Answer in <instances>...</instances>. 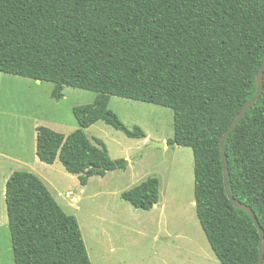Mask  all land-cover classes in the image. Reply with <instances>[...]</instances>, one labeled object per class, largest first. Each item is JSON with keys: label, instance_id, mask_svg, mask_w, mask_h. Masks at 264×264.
Returning <instances> with one entry per match:
<instances>
[{"label": "trees", "instance_id": "16d2710c", "mask_svg": "<svg viewBox=\"0 0 264 264\" xmlns=\"http://www.w3.org/2000/svg\"><path fill=\"white\" fill-rule=\"evenodd\" d=\"M263 63L264 0H0V73L50 83L56 101L66 87L96 94L72 109L78 127L67 136L36 127L38 160H58L85 187L128 166L86 129L103 122L129 139L147 137L109 109L111 97L170 109L166 145L193 153L195 214L220 264H258L259 232L224 189L220 138L257 92ZM224 152L231 196L264 231V75ZM123 198L149 210L157 182ZM5 202L14 264H91L77 219L35 175L14 172Z\"/></svg>", "mask_w": 264, "mask_h": 264}, {"label": "rangeland", "instance_id": "374dc122", "mask_svg": "<svg viewBox=\"0 0 264 264\" xmlns=\"http://www.w3.org/2000/svg\"><path fill=\"white\" fill-rule=\"evenodd\" d=\"M3 78L7 80L6 76ZM13 78L11 81L16 80L21 85L12 82L11 86L0 84L3 91L0 114H9L0 118V131L1 123L5 125V137H0V144L4 143L2 139H6V143L11 145L17 139L15 131H20L19 140L26 147V157L25 163L15 168L16 172L32 173L39 178L61 209L77 219L91 264H191V249H194L191 247V234L196 233L197 227L203 235L192 204V151L185 149L191 152V171L188 172L186 167L190 162L181 153L179 156L177 151L174 153V147H169L168 151L151 148V142L146 145L137 143L122 132L98 122L85 130L87 139L92 144H95L94 139H100L112 160L127 157L130 167L126 171L108 173L103 181L93 177L86 187H81L77 177L66 173L58 160L52 165L38 161L32 149V135L35 126L48 127L65 136L72 133L78 127L72 109L92 104L96 94L66 87L63 99L56 101L51 98L52 84L37 85L30 80L29 88L25 89L22 84L26 79ZM109 109L127 128L140 127L151 141H162L173 136V112L170 109L117 97L110 98ZM13 114L34 116L30 121H25ZM167 168H170L169 202H166L163 220L160 207L144 210L123 198L125 192L153 178L159 169L165 175ZM99 187L111 195L99 196ZM146 188L152 189L151 186ZM68 192L78 199L77 203L66 196ZM140 192L139 188H135L129 193L135 201L140 202ZM98 218L113 222L104 234L99 232L97 235L93 231H97ZM0 220L4 222L5 216ZM0 264H14L10 233L5 227H0Z\"/></svg>", "mask_w": 264, "mask_h": 264}, {"label": "crops", "instance_id": "0c3cea01", "mask_svg": "<svg viewBox=\"0 0 264 264\" xmlns=\"http://www.w3.org/2000/svg\"><path fill=\"white\" fill-rule=\"evenodd\" d=\"M4 76H6L7 80H4L5 79V78H3ZM13 77H16V76H12V75L7 76L6 74L0 73V84L2 83V84H7V85L11 86L10 83L12 82V83H18L17 85H21V84H19V82H15L16 80L11 81V79H14ZM21 79H24V78H21ZM24 81H26V82H23L24 84H22V85L25 86V89H28L30 79H26ZM31 81H33V80H31ZM35 82L37 83V85L42 83L39 81H35ZM1 89H0V96H2L1 94L3 93V91ZM4 91L6 92V90H4ZM7 115H9V114H0V118L7 116ZM13 115H15V116L19 115L18 117L22 118L25 121H30V119H32L34 116V114H13ZM3 123L4 122L1 123V125H2V129L0 131V135H1L0 137L1 138L5 137L4 136L5 131L3 130L5 128V125L3 126ZM36 127H38V126L34 127V133L32 135V149L35 152V156H36ZM15 132H16L17 139L15 141H12L11 145L6 143L7 142L6 139H2L4 141V143L0 144V218H2V216H5V221L0 222V227L1 228L5 227L6 229L8 228V230H9V224H8L6 202H5L6 184H7L9 177L14 172H16L15 168L16 167L18 168L20 165L25 163L24 159L26 157L25 156L26 147L23 146V142H20V140H19L20 131L17 130ZM146 136L147 137L145 139H133V140L136 141L137 143H141L144 145L148 144L149 142H165L166 143V141H167V139H163L162 141H158V140L154 139L155 141H151L152 139H150L147 134H146ZM9 146L12 148H9ZM173 147L174 148L172 151L174 153L177 151L178 156L180 155L179 153H181L182 155L187 157V160H188V162H190V164H189V167L188 166L186 167V169L188 170V172L191 171L190 170V168H191V159H190L191 158V152L188 150H185V149H189V150H191V149L185 148V147H178V146H173ZM162 149H164L165 151H168L169 147L166 145ZM179 151H181V152H179ZM192 155H193V153H192ZM125 159H127L129 161L128 166L126 168V170H127L130 167V159L127 157ZM193 167H194V160H193ZM113 172H115V171H113ZM166 172L167 173L165 175H163L162 171L159 169L156 173H154L155 175L153 178H148L145 180V181L154 180L157 182L158 200L153 207H155V206L160 207L162 220L164 218V212L167 209V207H166L167 203L166 202H169V194H167V190H168L169 181H170L168 179L170 168H167ZM108 173H112V172H108ZM108 173H106V175ZM106 175L104 177H98V176H94V177H98L100 179L99 181H103L106 178ZM193 176H194V174H193ZM91 178H93V177H91ZM145 181H143L142 183H144ZM142 183H140V184H142ZM81 191H83V189ZM97 194L99 196H101V195L102 196H106V195L110 196L111 195L110 192H106L104 190L101 191L100 187L98 188ZM162 196H163V198H162ZM172 197L173 196H171V198ZM161 200H163V202H161ZM192 204L194 205V208H195L194 202ZM162 220H161V223H162ZM98 221H99V225L97 226V231L93 230L97 233V235H99V232L104 234L105 232L108 231L107 229H109L113 225V222L111 220H106L105 218H100V219L98 218ZM106 223H107V226H105ZM201 230H202V228H201ZM195 232H196L195 234H191V247L194 248V249H191V264H193V263L194 264L195 263L196 264H201V263L202 264H220L219 261L217 260V258L215 257L213 251L211 250L209 243L207 242V239L204 235L203 230H202V233L204 236L201 234V232L198 231L197 227H196Z\"/></svg>", "mask_w": 264, "mask_h": 264}, {"label": "water", "instance_id": "95a60500", "mask_svg": "<svg viewBox=\"0 0 264 264\" xmlns=\"http://www.w3.org/2000/svg\"><path fill=\"white\" fill-rule=\"evenodd\" d=\"M263 75H264V63L262 64V66L259 70L258 76H257V83H258L257 92L255 93V95L250 100H248L246 102V104L243 106V108L237 114V116L234 119V121L232 122V124L229 126V128L224 132V134L220 138V151H221V159H222V163H223L224 189H225L227 198L230 201V203L232 204V206L235 208H238V209H242L245 212H247L249 214V216L251 217L254 226L257 228V230L259 232L260 245H259L258 264H263V260H264V231L262 230L261 226L259 225V222H258L255 214L253 213V211L250 208H248L247 206H245L244 204H241V203L237 202L236 200H234L230 194L229 183H228V175H229L228 163H227V158H226L225 152H224V142H225L226 138L229 136V134L238 126V124L244 118L246 113L258 101L260 94H261L262 86H263ZM165 146H166L165 142H161V143L151 142L149 144V147H151V148H163Z\"/></svg>", "mask_w": 264, "mask_h": 264}, {"label": "built area", "instance_id": "2783aa9c", "mask_svg": "<svg viewBox=\"0 0 264 264\" xmlns=\"http://www.w3.org/2000/svg\"><path fill=\"white\" fill-rule=\"evenodd\" d=\"M66 196L69 197L73 203H77L78 202V199L73 197L71 192H68L66 194Z\"/></svg>", "mask_w": 264, "mask_h": 264}]
</instances>
